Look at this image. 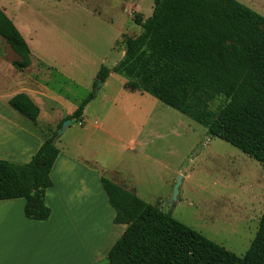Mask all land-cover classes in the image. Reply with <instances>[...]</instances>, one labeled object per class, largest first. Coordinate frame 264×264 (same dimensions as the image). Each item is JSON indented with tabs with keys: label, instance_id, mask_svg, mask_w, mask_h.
<instances>
[{
	"label": "trees",
	"instance_id": "trees-1",
	"mask_svg": "<svg viewBox=\"0 0 264 264\" xmlns=\"http://www.w3.org/2000/svg\"><path fill=\"white\" fill-rule=\"evenodd\" d=\"M133 20L141 32L125 38L115 65L100 66L93 86L111 73L122 75L129 90L148 93L264 166V17L237 0H154L150 16L136 13ZM0 36L19 57L12 66L29 67L30 48L1 8ZM218 96L227 102L213 111L209 104ZM93 97L94 91L51 135H42L30 161L0 159V200L23 198L27 219H49L45 191L59 154L55 136L64 120L81 118ZM8 104L32 122L39 116L25 93ZM101 184L113 223L127 225L106 255L108 264H264V209L249 248L238 256L120 184L103 176Z\"/></svg>",
	"mask_w": 264,
	"mask_h": 264
},
{
	"label": "rangeland",
	"instance_id": "rangeland-1",
	"mask_svg": "<svg viewBox=\"0 0 264 264\" xmlns=\"http://www.w3.org/2000/svg\"><path fill=\"white\" fill-rule=\"evenodd\" d=\"M237 1L264 17V0ZM153 2L0 0L15 9L19 17L11 10L12 18L26 28L28 39L29 34L33 38L31 58L37 62L27 74L36 76L39 87H46L45 92L57 98L56 101L43 98L41 114L35 122L19 113L18 116L37 132L51 135L56 130L53 120L76 109L94 91L85 115L92 120L101 119L105 127V132L93 136L102 176L123 187H133L145 202L171 211L178 221L242 256L255 233L246 227L242 206L247 196L257 192L262 194L264 208V166L225 141L209 136L205 127L148 93L134 94L135 90L128 89V78L122 75L113 73L105 85L99 82L93 86L100 66L115 65L124 55L125 38L141 32V26L133 20L134 14L147 18ZM11 56L16 54L0 36V59L5 61ZM122 86L126 93L132 92L130 97ZM8 93L10 90L0 88V96ZM226 102L223 96H218L209 107L217 111ZM132 105L134 113L130 115L135 119L125 116ZM141 112L144 121L139 117ZM80 120L72 121L55 139L61 140L57 145L83 139L85 132L78 125ZM141 131H148L147 137L137 136ZM105 148L110 151H104ZM111 165L124 167L127 179L119 173L108 174ZM178 176L182 177L179 194L170 202ZM212 196H219L215 203H224L222 208L208 207Z\"/></svg>",
	"mask_w": 264,
	"mask_h": 264
},
{
	"label": "crops",
	"instance_id": "crops-1",
	"mask_svg": "<svg viewBox=\"0 0 264 264\" xmlns=\"http://www.w3.org/2000/svg\"><path fill=\"white\" fill-rule=\"evenodd\" d=\"M5 5L0 3V8L12 20L31 48L33 38H30L29 34L28 39L25 35L26 28L18 25L12 18L11 10L19 17L15 9ZM22 32H25L24 35ZM17 59V55L5 61L0 59V88L10 90V93L0 96V159L26 163L38 151L43 143L42 135L46 134L37 132L30 124L22 122L18 112L9 106L8 100L15 94L25 93L39 107L40 115L43 98H50L52 101L57 98L49 96L45 92L46 87H39L36 76L27 74L37 60L32 61L31 58L30 66L18 71L12 66V61ZM111 75L113 73L109 77ZM123 92L127 97L132 95V92ZM135 92L134 94H143ZM133 106H130V111L125 114L131 119L137 118L130 115L131 112L134 113ZM88 107L89 103L83 110L80 124L78 123L85 132L83 139L67 140L62 142L61 146L57 145L61 140L55 141L59 154L50 171L53 184L45 191V202L51 209L49 219H27L23 214V198L0 200V264H108L106 255L127 225L113 223L115 212L101 184L103 168L97 157L99 152L94 146L97 141L93 137L98 132H105V127L101 119L92 120L86 117ZM74 110L71 109L65 116H58L53 120L55 128ZM139 117L144 121L142 112ZM140 135L147 137L148 131H141L137 136L141 137ZM144 143L146 142H141V145L144 146ZM104 151L110 150L105 148ZM107 172L112 176L119 173L118 175L127 179L124 167L116 168L111 165ZM130 184L134 186L135 182L131 181ZM125 188L139 197L133 187ZM212 197L208 207L222 208L224 203H215L219 196ZM262 199V194L255 192L246 197L242 206L244 214L241 216L246 220V227L255 232L264 209L261 206ZM228 200L227 207H230ZM212 216L218 217L217 214Z\"/></svg>",
	"mask_w": 264,
	"mask_h": 264
},
{
	"label": "water",
	"instance_id": "water-1",
	"mask_svg": "<svg viewBox=\"0 0 264 264\" xmlns=\"http://www.w3.org/2000/svg\"><path fill=\"white\" fill-rule=\"evenodd\" d=\"M103 82H100V85H102ZM72 124V120L70 119H66L62 122V125L60 126L59 130L57 131V136L55 137V139L60 136L63 131L69 126ZM181 180H182V177L181 176H178L175 180V183L173 185V188H172V195L170 197V202H173L177 199L178 197V194H179V188H180V184H181Z\"/></svg>",
	"mask_w": 264,
	"mask_h": 264
}]
</instances>
